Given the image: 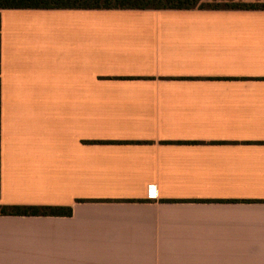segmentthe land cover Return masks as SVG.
<instances>
[{
  "label": "crops",
  "instance_id": "1",
  "mask_svg": "<svg viewBox=\"0 0 264 264\" xmlns=\"http://www.w3.org/2000/svg\"><path fill=\"white\" fill-rule=\"evenodd\" d=\"M0 206L72 209L0 264H264V10H0Z\"/></svg>",
  "mask_w": 264,
  "mask_h": 264
},
{
  "label": "trees",
  "instance_id": "2",
  "mask_svg": "<svg viewBox=\"0 0 264 264\" xmlns=\"http://www.w3.org/2000/svg\"><path fill=\"white\" fill-rule=\"evenodd\" d=\"M264 10V3L229 0H0V10ZM70 207L0 206V215L70 216Z\"/></svg>",
  "mask_w": 264,
  "mask_h": 264
}]
</instances>
